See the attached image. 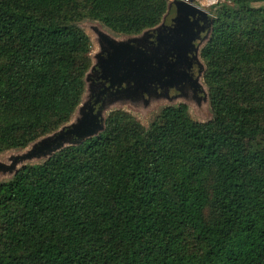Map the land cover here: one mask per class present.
<instances>
[{
  "label": "trees",
  "instance_id": "trees-1",
  "mask_svg": "<svg viewBox=\"0 0 264 264\" xmlns=\"http://www.w3.org/2000/svg\"><path fill=\"white\" fill-rule=\"evenodd\" d=\"M222 0L199 51L211 117L112 109L96 135L0 181V264H264V6ZM168 0H0V153L67 123L83 18L134 35Z\"/></svg>",
  "mask_w": 264,
  "mask_h": 264
},
{
  "label": "rangeland",
  "instance_id": "rangeland-1",
  "mask_svg": "<svg viewBox=\"0 0 264 264\" xmlns=\"http://www.w3.org/2000/svg\"><path fill=\"white\" fill-rule=\"evenodd\" d=\"M195 4L205 9L209 15V27L201 41L199 48L205 43L210 33L213 17L214 6L222 0H193ZM174 0H168L166 13L173 9ZM256 5L255 3H253ZM165 15V14H164ZM163 18V17H162ZM162 20V19H161ZM79 26L88 34L90 39V66L85 74V91L81 101L76 107L70 120L65 125H72L79 122L86 114L88 105L93 98L94 93L101 88V79L99 78V56L102 49L105 47L102 35L114 39L118 42H133L137 45L145 47L144 39L156 31L158 25L145 29L142 32L134 35H125L112 31L101 22L83 18L78 22ZM200 51V49H199ZM199 54V52H198ZM199 63V71H196V81L199 90H193L189 85L183 84L171 90L169 93L163 91L155 85L147 86L143 89L138 82L132 83L129 86L124 81L117 82L114 89H111L98 103L96 110L101 120L112 109H123L134 115L145 127H148L150 122L158 117L159 110L166 105H176L178 103L186 104L189 116L197 121H205L211 117V111L207 98V89L203 82L204 63L202 59L197 57ZM99 132L101 129L98 130ZM45 137H39L25 148L9 149L0 153V181L7 180L12 177L14 171L21 165L29 163H39L48 158L51 153L29 156V151L37 145ZM69 141L62 143L61 146L69 144H77L81 140L76 137H69ZM56 151V150H55Z\"/></svg>",
  "mask_w": 264,
  "mask_h": 264
},
{
  "label": "flooded vegetation",
  "instance_id": "flooded-vegetation-1",
  "mask_svg": "<svg viewBox=\"0 0 264 264\" xmlns=\"http://www.w3.org/2000/svg\"><path fill=\"white\" fill-rule=\"evenodd\" d=\"M178 5L173 2V9L165 12L158 29L144 39L145 47L138 45L147 54L149 76L157 75V82H150L149 85H155L167 93L183 84L199 90L195 74L199 71L197 57L199 45L209 27L208 17L203 12L180 5L181 12ZM191 5L196 4L193 1ZM101 39L105 47L99 57H104L111 47L107 40ZM103 81L104 85L108 84L107 80Z\"/></svg>",
  "mask_w": 264,
  "mask_h": 264
},
{
  "label": "water",
  "instance_id": "water-1",
  "mask_svg": "<svg viewBox=\"0 0 264 264\" xmlns=\"http://www.w3.org/2000/svg\"><path fill=\"white\" fill-rule=\"evenodd\" d=\"M191 2L193 0H174L176 5L179 4L177 7L179 11L182 12L180 5H187L197 11L203 12L208 17V13L205 10L196 5H191ZM100 36L107 40L111 51H108L106 56L99 57V78L101 79L102 85L94 93L85 116L76 124L65 125V123L55 131L44 135L43 137L45 138L29 151V156L49 152L52 155L63 147L61 145L67 138L76 137L82 141L87 137L96 135L99 129L102 130L104 127V119L101 120L96 107L103 97L111 89H114L117 82L124 81L127 86L138 82L139 86L143 89H147L150 82H157V75L154 72L153 75L149 76L148 74L149 63L147 61V54L143 48L133 42H118L107 35L101 34ZM103 80H107L108 84L104 85Z\"/></svg>",
  "mask_w": 264,
  "mask_h": 264
},
{
  "label": "crops",
  "instance_id": "crops-1",
  "mask_svg": "<svg viewBox=\"0 0 264 264\" xmlns=\"http://www.w3.org/2000/svg\"><path fill=\"white\" fill-rule=\"evenodd\" d=\"M254 3L256 5H262V6H264V0H256Z\"/></svg>",
  "mask_w": 264,
  "mask_h": 264
},
{
  "label": "bare ground",
  "instance_id": "bare-ground-1",
  "mask_svg": "<svg viewBox=\"0 0 264 264\" xmlns=\"http://www.w3.org/2000/svg\"><path fill=\"white\" fill-rule=\"evenodd\" d=\"M67 141H69V139L67 138L65 141H63V143H66Z\"/></svg>",
  "mask_w": 264,
  "mask_h": 264
},
{
  "label": "built area",
  "instance_id": "built-area-1",
  "mask_svg": "<svg viewBox=\"0 0 264 264\" xmlns=\"http://www.w3.org/2000/svg\"><path fill=\"white\" fill-rule=\"evenodd\" d=\"M196 6H198V7L202 8L201 6H199V5H197V4H196ZM202 9H203V8H202ZM203 10H205V9H203ZM205 11H206V10H205ZM206 12H207V11H206Z\"/></svg>",
  "mask_w": 264,
  "mask_h": 264
}]
</instances>
